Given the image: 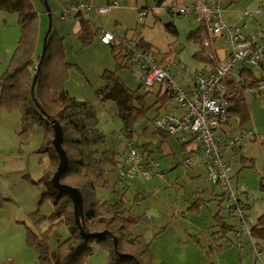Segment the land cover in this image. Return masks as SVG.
I'll return each instance as SVG.
<instances>
[{"label": "rangeland", "instance_id": "rangeland-1", "mask_svg": "<svg viewBox=\"0 0 264 264\" xmlns=\"http://www.w3.org/2000/svg\"><path fill=\"white\" fill-rule=\"evenodd\" d=\"M26 1L30 2L38 12V50L42 48L43 38L49 26L62 37L64 57L72 65L67 71L63 87L69 96L93 105L97 128L104 134L103 148L116 152L118 157L126 148L124 140L119 136V132L124 128L121 119L116 115L115 102L111 100L101 102L98 96V92L110 81L104 76L107 71L114 72V77L124 87L131 90L139 89L138 94H146L144 100L149 109L144 118L135 122L132 136H127L140 148L145 141L149 142L148 148L158 154L157 148L164 145L161 136L140 135V133L145 126H147L146 133L155 130L152 118L156 106L153 107L152 104L160 86L159 84L151 87L140 85L141 70L138 65L124 56L116 58L117 51L124 55L121 48L113 50L110 45L103 44L100 37L106 30L132 43H137L139 40L149 43L152 46L151 53L158 60L177 63L176 66H171L176 80L186 84L189 78L188 71L199 69L205 64L201 55L194 56L200 47L199 41L187 37L190 31L199 27V23L191 17L172 14L167 9L170 6L186 5L189 1L163 0L158 6V11L153 12L150 8L156 5L157 0H115L117 7L103 14L98 8L106 5L110 0H86L90 7L87 10L88 17L85 18L96 34L87 46H83L77 37L78 21L73 14L62 19V10L69 8L72 0H47L49 13L43 0ZM220 1L223 8L222 19L230 26L245 23L244 10H253L264 2V0H234L229 4L230 0ZM144 7L148 14L140 19V9ZM167 24L175 27L177 33L168 30ZM246 24L243 28L245 36L257 40L261 37L264 39V14L257 15ZM200 33L202 34V31ZM9 36L17 40L19 29L12 26ZM2 40L3 38H0V42ZM4 55H6L5 51L1 50L0 57ZM202 55L205 56L206 53ZM253 70L257 72V69ZM262 93L245 92L250 112V119L245 124V128L255 127L261 140L263 139V143H250L242 151L246 157L254 159V164L251 168L245 167L246 162L239 159L235 164L230 162L232 171L241 169L239 178L248 187L249 192L259 191L260 179L264 180V94ZM19 129V111L16 109L6 111L0 106V193L8 199L0 207V264H35L36 252L27 244L26 239L28 228L36 230L31 213L39 210L47 216L52 211L50 199H42L39 203L47 188L40 178L49 165L50 156L49 151L42 148L45 130L42 126H34L28 140L22 141L18 136ZM174 137L168 138L166 142L174 155L159 153L157 158L153 154L158 159L160 168L165 172L167 181L157 177L150 178L149 183L141 178H134L129 182L120 181L119 169L115 168V164H110L115 168L106 171L111 186L109 189H97V197L115 201L119 194L114 195L113 188L118 186V183L124 182L131 184L130 188L118 191L123 193L126 206L134 215L143 214L146 208L162 212V222L135 224L130 229L133 235L141 234L148 240L156 262L253 264L254 259L257 258L254 247H257L262 253L261 257L257 258L258 264L261 261L264 264L263 245L260 248L252 241H248L246 245L244 241H234V244L229 245L226 237L222 238L220 233L217 234L214 216L219 206L215 198L219 196L220 199L222 190L216 188L218 193L216 197L198 192V186H206L207 182L204 178L200 181L191 178L196 172L195 168L194 170L188 168L187 172L183 170L182 164L188 152L187 149H181L180 143ZM187 146L190 149L195 144L190 142ZM174 158L180 163L179 165H172ZM192 159L195 160L194 157ZM136 197L139 198L137 203L133 201ZM220 214L228 215L223 209ZM229 219L231 222L234 221L231 217ZM48 225V221L42 222L39 229L44 230ZM59 233L65 238L70 231L67 226L62 225L59 227ZM231 236L233 238V234ZM51 246L52 248L56 246L55 240L51 241ZM106 263L107 250L99 244H93L92 253L83 260V264Z\"/></svg>", "mask_w": 264, "mask_h": 264}, {"label": "trees", "instance_id": "trees-1", "mask_svg": "<svg viewBox=\"0 0 264 264\" xmlns=\"http://www.w3.org/2000/svg\"><path fill=\"white\" fill-rule=\"evenodd\" d=\"M0 10L16 13L20 30L17 45L0 76V106L6 111H19L18 136L22 141L28 140L34 126H42L45 130L42 148L48 150L50 155L49 165L40 178L47 188L39 203L42 199H50L52 211L47 216L39 210L31 213L36 230L28 228L26 236L27 244L37 255L35 264H83V260L92 253L93 244H99L107 250L106 264H166L164 261H155L150 243L143 235H133L130 231L133 225L146 223L147 219L143 214L134 215L122 196L120 197L121 194L113 202L102 201L96 195L97 189L110 188L103 164L112 153L107 150L99 151V146L104 143V134L97 128L93 105L69 96L63 87L67 71L72 65L64 57L62 37L51 29L45 49L42 47L38 50L39 18L32 4L26 0H0ZM77 21V37L83 46H87L96 35L95 31L85 17L80 16ZM166 28L177 33L176 28L171 25L167 24ZM199 30L200 27L190 31L187 37L199 41L200 45ZM136 45L151 53L152 46L149 43L139 40ZM110 47L113 50L120 48L117 43ZM121 56V52L117 51L115 57ZM262 66L264 69V63ZM34 75L37 78L32 88ZM241 75L244 82L240 90L236 89L233 82H228L226 98L230 115L237 118L243 126L250 119L244 92L254 89L261 79L249 67L242 69ZM104 76L110 81L98 92L99 100L115 102L116 115L121 119L127 135L132 136L135 122L144 118L149 109L144 100L146 94H138L139 89L131 90L121 85L114 77V72L106 71ZM163 89L164 91L157 93L152 104L156 106V114H160L162 109L166 111L172 101L169 91L164 87ZM53 122H58L62 128V147L68 158V166L61 174L60 182L80 191L83 205L82 227L88 233L95 234L88 238L81 235L75 222L71 198L51 183L58 163V155L52 145ZM145 131L146 127L142 132ZM149 134H159L163 138L170 136L158 129ZM260 188L264 190V184ZM6 201L8 199L0 193V207ZM215 220L220 229L217 234L222 233V238L232 232L233 226L226 223L219 213L215 215ZM45 221L49 222L48 227L40 230L39 225ZM62 225L67 226L70 231L65 238L59 233ZM263 231L264 215L260 217L258 226L251 227V236L254 240L257 237L264 238ZM52 240L56 242L54 248L51 246Z\"/></svg>", "mask_w": 264, "mask_h": 264}, {"label": "built area", "instance_id": "built-area-1", "mask_svg": "<svg viewBox=\"0 0 264 264\" xmlns=\"http://www.w3.org/2000/svg\"><path fill=\"white\" fill-rule=\"evenodd\" d=\"M89 7L90 4L86 0H75L69 8L62 10V19L71 16V13L76 19L80 16L88 17ZM116 7L117 2L110 0L106 5L100 6L98 11L106 14ZM150 10L156 12L158 6L155 5ZM167 11L191 17L199 23L205 32L200 44L207 51V56L214 60L211 67L190 69L186 84L176 80L171 68L177 65L175 61L158 60L154 54L145 52L136 43L129 42L114 32L103 31L100 40L106 45L119 44L124 53L122 56L138 65L141 70L140 85L151 87L159 84L169 91L176 106L183 112L157 114L152 119L154 128L198 143L197 163L205 168L209 182L218 185L222 190L221 207L236 220L238 226L234 230V236L238 241H242L244 236L253 240L247 218L248 204L242 197L247 193V186L242 182L233 183L232 166L223 159L222 148L239 150L246 145L248 137L257 138L258 133L255 127L246 131L239 129L224 142L217 133L233 121L226 98L228 82H233L239 88L244 82L242 69H257L256 74L261 80L254 90L264 92V42L245 36V23L235 26L226 24L221 16L223 8L220 0H193L180 7L170 6ZM139 14L141 19L148 11L144 7L140 9ZM259 14H264V2L253 10H244L246 20ZM216 47L223 50V58H216ZM119 135L126 145L118 173L120 180L129 182L134 178L149 180L152 177L165 179V173L155 156L146 150H140L124 130L120 131ZM194 163L191 157H188L182 166L186 169ZM254 250L260 258L261 251L257 247H254Z\"/></svg>", "mask_w": 264, "mask_h": 264}, {"label": "crops", "instance_id": "crops-1", "mask_svg": "<svg viewBox=\"0 0 264 264\" xmlns=\"http://www.w3.org/2000/svg\"><path fill=\"white\" fill-rule=\"evenodd\" d=\"M72 1H75V0H72ZM186 1H189V2H191V1H193V0H186ZM233 1L234 0H230V2H229V4H231V3H233ZM13 14H15V15H13ZM245 20H246V18H245ZM244 20V21H245ZM249 20H251V19H248V20H246V22H245V26H244V28L246 27V23L249 21ZM12 26H14V27H17L18 29H19V27H18V23H17V15H16V13H11V12H5V11H2V10H0V38H3V40L0 42V51L1 50H4L5 51V53H6V55H4V57H0V76H1V74L4 72V70H5V68L7 67V65H8V62H9V60H10V58H11V55H12V53H13V51H14V49H15V47H16V45H17V41H18V39H19V36H18V38H17V40H13V39H11L10 38V36H9V33H10V28L12 27ZM79 27V26H78ZM200 27V30H199V35H200V43H201V40L203 39V37H204V35H205V32H204V29L201 27V26H199ZM78 30V29H77ZM244 30V29H243ZM200 31H202V34L200 33ZM244 33V32H243ZM76 34H77V31H76ZM19 35H20V30H19ZM247 36V35H246ZM249 39H252V40H254V41H258V42H264V39L261 37L260 39H258L257 40V38H253V37H251V36H247ZM104 44V43H103ZM200 47H199V49L195 52V54H197L198 56H202L203 57V61L205 62V64L204 65H202L200 68H208V67H211L213 64H214V60L213 59H210L208 56H207V51L206 50H204L203 48H202V46H201V44L199 45ZM202 53H206V55L205 56H203L202 55ZM223 56H224V53H223V50H221L220 49V47H216V58L217 59H221V58H223ZM242 71V70H241ZM255 73H257V72H255ZM160 86V85H159ZM241 87V86H240ZM240 87L239 88H237V86H236V89H238V91L240 90ZM159 91H164V89H163V87L162 86H160L159 87V89L157 90V93L159 92ZM247 91H251V92H257V91H255L254 89H249V90H247ZM246 92V91H245ZM245 92H244V97H245ZM157 93H156V95H157ZM262 94H264V92L262 93ZM156 100V99H155ZM172 101H173V99H172ZM148 107V106H147ZM152 107V106H151ZM153 107H155V106H153ZM164 109H162L159 113H164V112H171V113H174V114H181L183 111H182V109H180V108H178L177 106H176V104H175V102L173 101V104H170L169 105V107H168V109H166V111H164ZM154 115H157L156 114V109H155V114ZM155 117V116H154ZM232 120L233 121H231V123L230 124H228V125H226L225 127H223L221 130H219L218 131V133H217V135H219V137L221 138V141L222 142H224V141H226V139H228L230 136H232L233 134H235V133H237L238 131H239V129H243V130H248V129H250V128H245V125H243V126H241L240 124H239V121H238V119L237 118H235L234 116H233V118H232ZM153 123V122H152ZM146 127V129H147V126H145ZM144 127V128H145ZM153 128H154V126H153ZM256 129V128H255ZM100 130V129H99ZM101 131V130H100ZM143 131V130H142ZM154 131V130H153ZM257 131V130H256ZM151 131H149V133H150ZM149 133H143V132H141L140 133V135H149V136H152V134H149ZM258 133V132H257ZM137 135V134H136ZM120 136V135H119ZM160 136V135H159ZM175 136V137H174ZM170 137H174V138H176V140L180 143V145H181V149H187V152H188V156H187V158L188 157H191V159H192V157H194V159L195 160H193L195 163L194 164H192L191 166H189L188 168L189 169H191V170H194V168H195V170H196V172L193 174V175H191V178L192 179H194V180H196V181H200L201 180V178H204L205 179V181L207 182V185L206 186H203V187H199L198 186V192H201V193H203V194H210V195H212L213 197H216V196H218V193H217V187H219L218 185H213V184H211L210 182H209V180L207 179V176H206V171H205V168L202 166V165H200V164H198L197 163V159H198V152H199V145H198V143L197 142H195V141H193V140H189V138H186V139H182V137H180V136H176V135H170L169 137H167V138H163L162 136H161V138H162V143L164 144L162 147H158L157 148V151H158V154L160 153L161 155H163V154H165V155H167V156H169V155H172L174 152L172 151V149H170V147L168 146V145H166V142H167V140H168V138H170ZM259 137V139H257ZM258 137L257 138H255V137H248L247 139H248V142L246 143V145L243 147V148H240L239 150H237V148H230V147H228V148H226V147H223L222 148V152H223V159L225 160V161H227V162H232V163H236L237 162V159H239L240 161L242 160V162H246V164L244 165L245 167H251L252 168V165L254 164V159H252V158H248V157H246L244 154H243V149L244 148H246L247 147V145L248 144H250V143H257V144H261V143H263V139L261 140V136L258 134ZM120 139H121V137H120ZM145 140H147L146 138H144ZM190 142H193L194 144H195V146L193 147V148H187L188 146V144L190 143ZM149 143V142H148ZM148 143H147V141H145L144 143H143V147L142 148H140V147H138V148H140V150H142V151H145L146 150V152L147 153H150L151 155H156V157H157V155L158 154H155L154 153V151L153 150H150L149 148H148ZM169 147V148H168ZM102 150H107V151H110L112 154L109 156V159H107L105 162H104V164H103V168L105 169V171H110V170H114L115 168H118V169H120V167H121V163H122V161H123V158H124V154H125V149L123 150V152H122V154L118 157V154L116 155V152H114V151H112V150H109V149H106V148H103V144L102 145H100L99 146V151H102ZM174 155V154H173ZM158 158V157H157ZM158 160V159H157ZM173 164L172 165H174V166H177V165H179L180 163L178 162V161H176V158H174V160H173V162H172ZM110 164H115L114 166H115V168H114V166L113 165H110ZM183 167V166H182ZM188 168H186V169H184L183 168V170L184 171H188L189 169ZM188 169V170H187ZM241 169H234L233 171H232V181H233V183H237V182H241V180H240V178L239 177H241L240 176V174H241ZM119 173V172H118ZM165 173V172H164ZM107 178V177H106ZM158 178V177H157ZM160 179V178H159ZM107 180H108V178H107ZM160 180H164V181H167L166 180V174H165V179H160ZM109 181V180H108ZM148 182L149 183V181L150 180H144V182ZM120 182V181H119ZM109 183H110V181H109ZM121 184H119L118 183V186H115V188H113V191H115V193H114V195H116L117 196V194H121L118 190L120 189V191H123L124 189H128V188H130V185L129 184H127V183H124V182H120ZM261 184H264V180H263V178H261L260 179V182H259V185L261 186ZM145 185H147V184H145ZM110 186H111V183H110ZM122 187V188H121ZM220 188V187H219ZM119 192V193H118ZM221 193H222V191H221ZM123 194V193H122ZM120 195V197L122 196V198H123V195ZM243 198H245V200L247 201V204H248V211H247V218H248V222H249V225H250V227H256V226H258V222H259V219H260V217L261 216H263L264 215V190H261V188H260V190L259 191H253V190H251V192H249V190H248V187H247V193L246 194H244L243 196H242ZM99 198V197H98ZM200 198V197H199ZM218 198H219V196H218ZM218 198H215V200L217 201V204H218V206H219V210L216 212L217 214L219 213V215L221 216V217H223L224 218V221L226 222V223H228V224H230L231 226H233V230H232V232L231 233H228L227 235H225V236H223V238L224 237H226V239L229 241V245H231V244H234L235 242L234 241H238L237 239H236V237L234 236V230L235 229H237L238 228V226H236V220L224 209V208H222L221 207V203H220V200L223 198V196H222V194H221V196H220V199H218ZM100 200H102V201H108L107 199H103V198H99ZM118 199V198H117ZM116 199V200H117ZM138 200H139V198L138 197H136L135 198V201H136V203L138 202ZM133 201H134V199H133ZM200 201L202 202V199L200 198ZM108 202H112V201H108ZM224 210L225 212H227L228 213V215H221L220 214V212H221V210ZM143 215L146 217V219H147V221H146V223H148V224H150V223H152V222H162V218H163V215H162V212L161 211H159V210H157V209H151V210H148L147 208H146V211L143 213ZM215 217V216H214ZM232 218L234 221H232L231 222V219H229V218ZM142 224H145V223H142ZM214 227H215V229H217L216 231H219L220 229H219V227H217L216 226V220H215V225H214ZM178 231H180V230H178ZM215 231V232H216ZM263 233H264V231H263ZM221 235H222V233H220ZM220 234H218V235H220ZM233 234V238H232V235ZM144 237V236H143ZM145 238V237H144ZM252 239H253V237H251ZM215 239V238H214ZM146 241H148L147 239H146ZM209 241H211V240H209ZM242 241H244L245 242V245L248 243V241H256L258 244L257 245H259L260 246V248H261V246L263 245L264 246V238H260V237H257L256 238V240H250V238H248V237H246V236H244L243 238H242ZM255 243V242H254ZM221 246V245H220ZM152 250V249H151ZM261 251V250H260ZM262 254V253H261ZM257 257V256H256ZM261 257V256H260ZM258 258V257H257ZM257 258H255L254 259V261H253V264H258V259ZM161 262V261H160ZM263 263V261H261L259 264H262Z\"/></svg>", "mask_w": 264, "mask_h": 264}, {"label": "water", "instance_id": "water-1", "mask_svg": "<svg viewBox=\"0 0 264 264\" xmlns=\"http://www.w3.org/2000/svg\"><path fill=\"white\" fill-rule=\"evenodd\" d=\"M162 1L163 0H157L156 5L159 6ZM43 2L45 3L47 7V12L49 13V9L47 6V0H43ZM50 31H51V26L48 27V30L46 31L44 35L43 44H42L43 50L45 49L46 42H47V35L49 34ZM36 78H37L36 75H34L32 88L35 86ZM52 128H53L52 145H53V148L56 154L58 155V163H57L56 170L51 177V183L54 187L66 193L71 198L73 202L75 222L79 227L81 235L84 238H88L95 234L88 233L82 227V220H83L82 195L76 187H72V186H69V185H66L60 182V176L66 170L68 166V158H67L65 150L62 147L63 131L58 122H53Z\"/></svg>", "mask_w": 264, "mask_h": 264}]
</instances>
